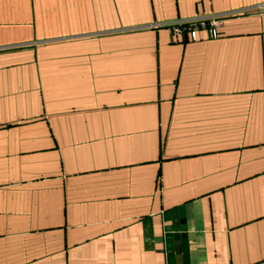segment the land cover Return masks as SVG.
<instances>
[{
    "label": "crops",
    "instance_id": "obj_1",
    "mask_svg": "<svg viewBox=\"0 0 264 264\" xmlns=\"http://www.w3.org/2000/svg\"><path fill=\"white\" fill-rule=\"evenodd\" d=\"M262 5L0 0V264H264Z\"/></svg>",
    "mask_w": 264,
    "mask_h": 264
},
{
    "label": "built area",
    "instance_id": "obj_2",
    "mask_svg": "<svg viewBox=\"0 0 264 264\" xmlns=\"http://www.w3.org/2000/svg\"><path fill=\"white\" fill-rule=\"evenodd\" d=\"M229 14L212 13L208 15H198L186 19H176L160 25L167 26L170 30L179 33H188L192 39L197 38V31L206 29L211 38L218 37V27L222 20Z\"/></svg>",
    "mask_w": 264,
    "mask_h": 264
},
{
    "label": "water",
    "instance_id": "obj_3",
    "mask_svg": "<svg viewBox=\"0 0 264 264\" xmlns=\"http://www.w3.org/2000/svg\"><path fill=\"white\" fill-rule=\"evenodd\" d=\"M261 9L264 11V5L261 6Z\"/></svg>",
    "mask_w": 264,
    "mask_h": 264
}]
</instances>
